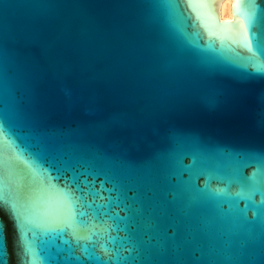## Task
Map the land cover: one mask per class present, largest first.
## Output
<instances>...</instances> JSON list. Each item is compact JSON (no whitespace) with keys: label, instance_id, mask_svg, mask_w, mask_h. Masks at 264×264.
I'll list each match as a JSON object with an SVG mask.
<instances>
[{"label":"water","instance_id":"1","mask_svg":"<svg viewBox=\"0 0 264 264\" xmlns=\"http://www.w3.org/2000/svg\"><path fill=\"white\" fill-rule=\"evenodd\" d=\"M216 1L0 0V264H264V0Z\"/></svg>","mask_w":264,"mask_h":264},{"label":"snow or ice","instance_id":"2","mask_svg":"<svg viewBox=\"0 0 264 264\" xmlns=\"http://www.w3.org/2000/svg\"><path fill=\"white\" fill-rule=\"evenodd\" d=\"M173 5H175V0H173ZM7 170H8V161L6 159H0V210H4L5 214L10 215L12 210H11V206L7 205V202L5 201V192L7 190V185H5L4 178H3V174ZM35 179H36V177L34 176L33 180H35ZM43 179H44L43 177L40 178L41 187L43 185ZM17 187L19 188L20 185L18 184ZM77 214L80 215L81 217H83V215H84V213H82V212L77 213ZM245 218L247 219V217H245ZM255 218H256V214L254 213L251 221L254 220ZM80 223L84 224V221L81 220ZM6 227H7V225L5 224L3 217H0V233H2L3 236H4V233L6 231ZM55 234L58 236H64V235L70 234L72 241H74L77 245L80 244V240L82 239V237H80L76 231L71 230L69 224H65V226L63 228L56 229ZM65 243H69V242L65 241ZM67 251L69 253L67 258H72V253L74 252V249H73L71 243H69V247H68ZM92 259H94L95 262H97V264H98V262H100V261L107 262L108 260H111L112 257L109 256L108 260H103L99 256H93ZM13 264H18V262L14 261Z\"/></svg>","mask_w":264,"mask_h":264},{"label":"bare ground","instance_id":"3","mask_svg":"<svg viewBox=\"0 0 264 264\" xmlns=\"http://www.w3.org/2000/svg\"><path fill=\"white\" fill-rule=\"evenodd\" d=\"M235 0H220L215 3V14L219 20H233L232 8Z\"/></svg>","mask_w":264,"mask_h":264}]
</instances>
